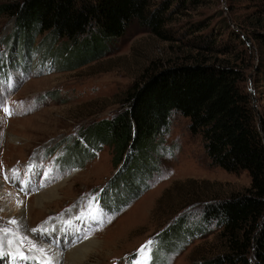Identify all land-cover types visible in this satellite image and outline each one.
I'll use <instances>...</instances> for the list:
<instances>
[{
  "label": "rangeland",
  "instance_id": "rangeland-1",
  "mask_svg": "<svg viewBox=\"0 0 264 264\" xmlns=\"http://www.w3.org/2000/svg\"><path fill=\"white\" fill-rule=\"evenodd\" d=\"M258 17L264 18L261 0H201L182 7L169 23L176 40L160 39L134 20L102 55L71 67L76 50L59 44L64 39L51 44L48 35L14 31L15 16L0 14V103L13 112L9 116L0 107V229L11 230L0 233V264H49L39 240L65 254L95 240L83 264H131L150 240L148 264L199 262L220 229L216 219L208 223L201 216L203 203L243 191L250 176L245 169L212 164L187 116L171 114L168 129L154 140L152 163L137 165L142 174L133 177L131 155L116 164L107 144L89 147L92 155L83 164L66 152L73 138L87 146L82 127L118 110L153 60L164 64L195 52L186 28L197 20L208 22L204 32L220 30L216 42L226 40L233 49L228 55L248 64L244 84L263 110L264 84L256 69L263 52L252 34ZM53 188L59 193L55 201L34 210ZM15 247L24 255L9 257L5 248Z\"/></svg>",
  "mask_w": 264,
  "mask_h": 264
},
{
  "label": "trees",
  "instance_id": "trees-1",
  "mask_svg": "<svg viewBox=\"0 0 264 264\" xmlns=\"http://www.w3.org/2000/svg\"><path fill=\"white\" fill-rule=\"evenodd\" d=\"M199 1L12 0L0 3V14L15 16L14 31L23 27L26 33L48 35L51 44L64 39L59 44L76 50L69 63L75 67L102 55L134 20L160 39L176 40L169 23L182 7ZM257 19L252 34L263 52L256 69L264 84V18ZM207 26L203 20L190 22L186 32L193 33L195 52L185 60H153L126 90L118 110L82 127L87 146L77 138L69 141L66 157L82 158L83 164L92 155L89 147L107 144L116 164L130 154V174H142L137 165L152 163L156 136L168 129L171 114L180 112L189 118L191 131L202 134L212 164L245 169L250 176L243 191L203 203L201 216L208 223L216 219L220 229L194 264H264V108L254 105L244 84L248 64L229 56L232 46L226 40L217 43L220 30L204 32Z\"/></svg>",
  "mask_w": 264,
  "mask_h": 264
},
{
  "label": "bare ground",
  "instance_id": "bare-ground-1",
  "mask_svg": "<svg viewBox=\"0 0 264 264\" xmlns=\"http://www.w3.org/2000/svg\"><path fill=\"white\" fill-rule=\"evenodd\" d=\"M1 185H2V183L0 182V191H1ZM57 192H58V189H54L52 192H50L49 195L47 194V196H44V194H43L42 196H40L37 199L38 206H40V207L39 208L36 207V208H34V210L43 211L44 208H47V206L51 205L52 201H50L48 203H46V202L48 200H53L54 198H56L59 194ZM3 194H4V192H3ZM53 201H55V200H53ZM61 235H63L65 238H67L66 234L61 233ZM27 237L31 238L32 236L27 235ZM39 243L49 253V256H50L49 257L50 258L49 264H51V262L53 263V260L56 261L54 263L60 264V261H62L64 258H65V264H83V262L88 258V255L90 254V250L88 249L90 247L89 244H95L96 242H95V240H93V241H89L88 243H85L83 245H80L78 247H72V248H70V251L67 254H65L66 252L64 253L63 251H61V249L57 248L56 246H53V244H51V243L43 242L41 240H39ZM5 252L9 257H13V256L17 257L19 255H24L23 253H20V250L17 249L16 247L14 249H12V248L6 249L5 248ZM28 260H29L28 262L31 263L32 259L28 258Z\"/></svg>",
  "mask_w": 264,
  "mask_h": 264
},
{
  "label": "snow or ice",
  "instance_id": "snow-or-ice-1",
  "mask_svg": "<svg viewBox=\"0 0 264 264\" xmlns=\"http://www.w3.org/2000/svg\"><path fill=\"white\" fill-rule=\"evenodd\" d=\"M0 107H3L2 103H0ZM3 112L6 113L7 115L11 116L13 114L12 110L8 107H3ZM13 178L16 177L17 170H12ZM4 179H9L8 176H5ZM94 199V198H93ZM11 224H16V220L13 219L10 221ZM42 230V229H40ZM32 231H38V229H33ZM0 233H3L5 236L11 233V230L7 228H2L0 229ZM20 241H23V238H20ZM9 243H13V241L9 240ZM3 243V238L0 237V245ZM153 244V241H148L146 242L145 245H142L141 248L138 250V254L141 257V259H136L131 262V264H148V261L151 259L150 252H151V245ZM32 248L35 249L36 251H39L41 254H44V249L39 248L36 249L35 245H32ZM22 258H27V257H22Z\"/></svg>",
  "mask_w": 264,
  "mask_h": 264
}]
</instances>
